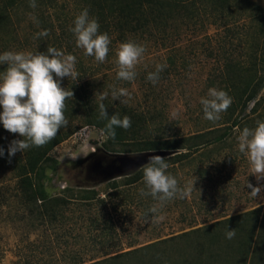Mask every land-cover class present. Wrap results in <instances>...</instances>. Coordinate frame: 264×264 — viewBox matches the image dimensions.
I'll list each match as a JSON object with an SVG mask.
<instances>
[{
    "label": "trees",
    "instance_id": "16d2710c",
    "mask_svg": "<svg viewBox=\"0 0 264 264\" xmlns=\"http://www.w3.org/2000/svg\"><path fill=\"white\" fill-rule=\"evenodd\" d=\"M46 1L52 4L59 0ZM227 1H61L62 13L69 3L73 4L79 13L85 8L88 9L89 16L97 19L100 25L99 31L107 32L110 36V51L114 48V42L136 41L138 38H160V44L165 45L171 37L178 35L181 28L178 26L179 23L185 26L191 24L193 27L199 25V28L206 29L204 20L207 21L208 17L213 19L218 17L219 25L224 26V41L211 43L208 36L206 40H200L201 47L206 51V59L210 58L211 62L205 77V92L208 93V89L213 87L224 90L232 97V104L227 111L221 113V118L215 121L214 125L188 136L171 134V120L155 112L154 106L149 108L151 110L143 111L138 106L112 100L111 90L118 85L119 79H107L105 74L99 72L98 64L91 62L93 57L85 56L84 51L77 47L74 33L70 30L74 27L76 13L67 16L68 18H60L59 34H55L52 23L48 24V28L47 26L34 27L35 34L42 30L49 32L48 36L36 37L33 40L37 44V49L34 50L46 52L48 47H55L65 54L75 55L77 58L75 67L80 77L76 81L64 77L61 81V86L71 89L74 97L66 101L67 127H62L55 139L48 144L42 147L32 146L24 153L18 151L9 161L8 141L4 136V129L1 128L2 131L0 129V147L4 149V156L0 157V170L10 169L16 177L19 201L32 219L41 222L58 220L64 208L68 206L70 198L67 196L46 194L44 184L46 170H55L57 167V160L52 156L54 147L71 136L79 127L87 125L100 130L105 127L107 121L100 118L95 99V95L98 96L101 92L109 93L108 98L103 101L109 116L118 113L121 118L124 115L131 118V127L127 130L116 128L115 139L107 140L106 144H110V148L115 144H130L132 151L137 153L159 149L170 152L179 151L164 157L169 165L168 172L177 163H187L193 157L192 154L198 152L200 148L207 147V152L215 149V146L220 150L223 149V144L231 137L235 129L242 130L245 126L254 128L257 121H264V9L248 8L249 5L245 0H241V3H232L231 0L227 3ZM23 2L24 0H0V54L6 51L16 52L25 44H32L26 39L22 42L16 37L17 26L25 19V16L20 19L17 13L18 7ZM42 3H45L44 0ZM245 5L250 24L243 23L239 26L236 20L230 19L231 7L240 9L242 13ZM236 12L239 14L238 11ZM62 13L60 15H63ZM13 18H16L15 22ZM241 29L244 30L247 38L241 39L231 35V32L239 33ZM44 40H46L45 45H43ZM12 45H15L17 49L11 48ZM237 49L242 52L235 53ZM175 56L171 54L166 62L161 63L166 64L167 67L159 73V80L169 79L172 74L189 73L190 59L181 57L179 61ZM2 66L3 70L0 74H3L7 68L6 64ZM155 70L156 67L152 72ZM252 102L253 105L249 108ZM196 105V109L204 116L200 100ZM16 135L15 137L13 134L12 139H22L19 134ZM200 155L207 156L208 153L201 151ZM172 173L175 176V172ZM123 181L128 188L125 191L119 189L120 186L116 181L110 183L112 190L107 193L109 199L100 197L94 188L81 189L83 195L79 194L81 190H77V199L82 202L80 205L87 206L89 209L90 207L95 209L99 204L101 209H105L106 202L110 201L111 197L123 194L121 202L112 204L114 210L118 205L126 202L144 207L143 215L148 213L156 201L150 195H140L141 189L147 192L143 181V166ZM65 191L71 190L67 188ZM7 192L0 186V205L8 199ZM91 224L100 225L96 217H92ZM105 224L106 222H103L101 231ZM229 229L235 231V236L231 239H228L225 233ZM227 253L230 254L225 258L227 261L224 260L226 264H246V259L249 260V264H264V209L261 212L253 208L230 215L109 258L97 260L92 264H215V261L226 257Z\"/></svg>",
    "mask_w": 264,
    "mask_h": 264
},
{
    "label": "rangeland",
    "instance_id": "374dc122",
    "mask_svg": "<svg viewBox=\"0 0 264 264\" xmlns=\"http://www.w3.org/2000/svg\"><path fill=\"white\" fill-rule=\"evenodd\" d=\"M61 1L50 4L44 0L43 4V0H35L36 7L32 8L29 6L30 0H24L17 13L20 19L23 16L25 19L18 24L16 37L22 42L26 39L32 44L22 43L25 45L16 52H36L37 44L33 40L37 36L33 32L34 27L48 28V24L52 23L55 34H59L60 18L69 17L73 13L79 14V10L71 3L62 13ZM231 1L241 3V0ZM245 1L249 5L248 8L264 9V0ZM246 10V5L242 13L240 9L231 7V21L236 20L239 26L243 23L250 24ZM61 13L63 15H60ZM30 15L35 16L38 23L34 22ZM13 21L15 22L16 18H13ZM218 21H220L218 17L215 19L208 17L207 21L204 20L206 29L199 28V25L193 27L191 24L185 26L179 23L178 26L181 28L178 35L171 37L167 43L164 42L165 45L160 44V38L136 39L135 42L143 44L147 49L143 61L137 66V76L131 82L118 80V85L114 87L126 88L131 93L127 103L132 106H138L143 111L151 110L149 108L154 106L155 112L171 120L170 132L176 136H188L214 125L215 122L205 119L199 113L196 104L201 97L207 95L205 77L211 63L210 58L206 59V51L201 47L200 40L209 37L211 43L224 41V26L219 25ZM249 34L251 35V31ZM231 35L241 39L247 38L243 29L239 30V33L231 32ZM45 43L46 40L43 45ZM120 43L114 42V48L109 51L106 61L101 65L94 57L91 59V62L98 64L99 72L105 74L107 79H117L115 53ZM16 45L18 46V43ZM11 48L16 46L12 45ZM240 52L242 51L237 49L235 53ZM171 54H175L179 61L181 57L190 59L189 73L172 74L169 79L158 80L153 84L147 79L148 73L152 72L156 64L166 62ZM2 65L0 72L3 70ZM252 105L253 102L249 108ZM2 111L0 106V112ZM173 111L178 112L175 119L171 115ZM1 128L4 129L2 122ZM99 133L100 129L94 126L79 127L52 150L57 167L55 170H46L44 179L46 194L70 198L68 206L64 208L58 220L41 222L32 219L19 201L16 177L10 169L0 170V186L8 191L6 196L8 199L0 205V264H92L97 260L230 215L253 208L261 212L264 209V189L260 196L253 198L250 194L251 189L247 187L248 182L253 186L264 185V180L258 182L256 176L250 174L249 162L238 149L239 133L236 131L223 144V149L215 146V149L207 152V147L200 148L198 152L192 154L193 157L187 163L175 164L169 173L173 175L172 172H175L181 186L189 180H195V189L185 199L177 198L167 202L159 213L165 217L162 222L151 223L150 220L145 222V215L142 214L144 207H138L133 203L125 202L114 210L112 204L121 202L123 194L111 197L110 201L106 202L105 209H101V204L95 209L82 206L80 205L82 202L77 199V190L94 188L100 197L109 199L107 193L112 190L111 182L116 181L119 189L125 191L128 188L123 184V180L146 164L137 168H124L118 160L119 157H133L141 152L132 151L130 144H115L110 148V144H106L107 141H104ZM4 136L9 146L14 140L13 133L4 129ZM201 151L208 155H200ZM176 152L179 151L170 152L169 155L162 157H168ZM67 188L71 191H65ZM79 194L83 195L82 190ZM92 217L98 219L99 227L91 224ZM103 222L106 224L101 231ZM230 253L215 261V264H226L225 258ZM247 263L249 264V260L246 259Z\"/></svg>",
    "mask_w": 264,
    "mask_h": 264
},
{
    "label": "clouds",
    "instance_id": "9594fccd",
    "mask_svg": "<svg viewBox=\"0 0 264 264\" xmlns=\"http://www.w3.org/2000/svg\"><path fill=\"white\" fill-rule=\"evenodd\" d=\"M29 6L35 8V0H30ZM30 18L38 23L35 16L30 15ZM99 28L97 19L91 18L85 8L75 17L74 27L70 30L74 33L77 47L83 49L84 55L103 63L110 51L111 38L107 32H100ZM48 35V30L36 34L37 37ZM146 50L143 44L133 40L121 42L115 53L117 79L134 81L137 66L143 61ZM76 62L75 55L65 54L55 47H48L46 52L6 51L0 54V64L7 65L6 71L0 74V106L3 109L0 112V122L5 130L22 137L9 144V161L18 151L24 153L32 146L42 147L48 144L55 139L62 127H67L66 101L73 98L74 93L71 89L62 87L61 81L64 77L73 81L80 77L75 67ZM165 67L166 64H156V70L149 72L147 79L155 84L159 80V73ZM108 96V92L95 95L100 118L107 121L99 133L104 141L115 139L116 128L127 130L131 127L129 116L124 115L121 118L118 113L109 116L103 102ZM121 97L125 99L122 100ZM111 98L127 103L131 93L126 88L113 87ZM200 103L204 118L215 122L221 118V113L231 106L232 97L226 91L213 87L208 89L206 97L200 98ZM171 115L175 119L178 112L173 111ZM235 131L239 133V152L247 158L250 174H254L258 182L264 180V121H257L254 128L245 126L242 130L237 128ZM3 156L4 149L0 147V157ZM168 168L165 158L160 155L150 156L148 163L143 166V181L147 192L141 189L140 195H150L157 202L145 214V222H162L165 217L159 213L167 202L177 198L185 199L195 189V180H189L181 186L177 178L167 171ZM247 187L251 189L253 198L260 196L264 189V185L253 186L250 182ZM234 236V229L226 232L228 239Z\"/></svg>",
    "mask_w": 264,
    "mask_h": 264
},
{
    "label": "water",
    "instance_id": "95a60500",
    "mask_svg": "<svg viewBox=\"0 0 264 264\" xmlns=\"http://www.w3.org/2000/svg\"><path fill=\"white\" fill-rule=\"evenodd\" d=\"M170 152L164 149L145 151L140 154H137L133 157H119L118 160L123 164L124 168H137L149 161V157L152 155L166 156Z\"/></svg>",
    "mask_w": 264,
    "mask_h": 264
},
{
    "label": "flooded vegetation",
    "instance_id": "af4514ba",
    "mask_svg": "<svg viewBox=\"0 0 264 264\" xmlns=\"http://www.w3.org/2000/svg\"><path fill=\"white\" fill-rule=\"evenodd\" d=\"M108 165H109V164H108ZM100 166H102V164H101V163H100ZM108 167H109V166H108ZM110 167H111V166H110ZM102 171H105V170H103V169H102Z\"/></svg>",
    "mask_w": 264,
    "mask_h": 264
}]
</instances>
